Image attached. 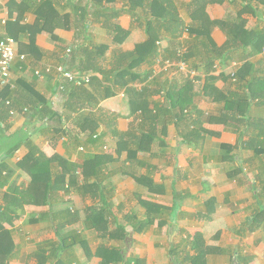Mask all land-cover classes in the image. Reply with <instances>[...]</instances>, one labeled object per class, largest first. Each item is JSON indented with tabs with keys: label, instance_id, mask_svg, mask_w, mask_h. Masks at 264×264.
Returning a JSON list of instances; mask_svg holds the SVG:
<instances>
[{
	"label": "crops",
	"instance_id": "obj_1",
	"mask_svg": "<svg viewBox=\"0 0 264 264\" xmlns=\"http://www.w3.org/2000/svg\"><path fill=\"white\" fill-rule=\"evenodd\" d=\"M192 1L175 0L180 16L188 26H191L193 21H199L202 25H208L209 21H222L228 10H241L231 7V0H228L222 4L208 5L195 13L194 8L189 9ZM101 3L97 0H0V36L7 35L14 39L17 53L26 58L25 61L17 60L14 64V84L19 92L25 86L31 88L40 100L47 102V111L50 110L52 115H56L50 120L47 114L30 120L25 114L28 107L22 108L16 102L15 113L10 119V133L25 131L49 157L53 154L62 156L65 148L70 147L61 143L67 140L68 135L71 141L76 138L80 146L75 144L78 148L74 152L80 151L85 157L78 162H71L80 165L84 164L86 158L109 149L115 162L105 173L108 175L107 185L113 189L111 200L115 203L113 210L117 218L123 207L115 198L117 182L120 180L124 181L123 185H128L129 196L134 202L140 204L141 201H148L171 209L164 217L169 219L166 226H153L147 230L152 233L146 238L149 241L147 250L152 253L150 260L155 262L151 264H160L155 261L157 256L162 258L161 254H156L157 248L165 251L163 264H174L169 253L172 248H178L179 253L174 259L177 261L175 264H178V261L179 264H190L186 257L195 256L194 242L198 235L201 236L203 246H210L214 250L203 264H264V213L260 209L264 207V155L256 157L253 151L245 148V143H249L252 138H257L256 142H264V49L248 60L233 58L227 63L218 62L215 72L210 75L203 72V67L196 66L200 65L197 58L187 64V71L182 72L183 74L177 72L180 64L177 61L170 62V66L165 64L167 60L162 63L159 61L151 66L152 68L142 65L136 72L143 74L151 69L152 76L146 83L136 82L130 86L139 90L149 88L147 93L152 110L155 109L154 114L158 116L157 125H152L155 131H152L154 127L148 123H142L141 111L136 110V105H131L126 88L118 86L115 82L106 83V90L112 91L113 96L104 101L99 100L97 110L91 111V116L85 123L81 121L85 127L95 123L99 125L96 131L99 139L93 141L90 131L82 132L78 125H75L78 113L66 104L68 98L60 89L63 79L59 76L57 68L68 64L65 63V58H68L67 49L79 45L104 46L102 65L105 70H110L111 64L116 63L121 53L135 50L136 46L148 39L144 28L145 19L137 15L143 10L138 9L136 13H124L112 19V23L130 31L126 42L115 43L103 27L104 18L98 13L102 14L100 10L104 5L108 10L128 9L127 3L122 4L121 0H102ZM253 6L252 11H244L240 18H246V30L264 31V1L254 3ZM83 12L86 13L84 20ZM238 14L236 13V17ZM83 25L86 29H83ZM189 39V33H185L180 42L188 46ZM211 39L218 48H223L228 42L227 35L219 27L212 29ZM168 45L167 41L159 42V50ZM235 55L244 56V52L239 49ZM77 61L79 62L80 58ZM78 62L75 64L78 65ZM47 67L54 69L52 74L41 77L36 75L38 70ZM233 72H237L245 80L242 83H234L235 80L231 79ZM97 76L102 79V76ZM187 76L189 80L193 78L194 83L191 89L183 93L182 107H193L200 114L192 110L193 116L183 121L175 118L174 112L165 106V97L153 94V91L183 87L188 83ZM253 80L257 82L251 88L256 98L253 97L249 101L248 117L261 122H245L243 118L246 117L242 115L247 112L240 113V125L226 126L217 122L227 107L226 99L238 92H249L245 88V82ZM104 90L100 88L98 92L97 88H91L90 92L99 98L100 92L104 94ZM1 92L0 88V94ZM81 103L88 101L81 100ZM195 127L201 130L202 134L197 137L189 135L186 138ZM61 128L67 132H62ZM115 131L129 135L126 137V144H121L119 149ZM63 133L66 135H62ZM148 133L155 136L154 140L150 142L147 138L144 148L137 151L138 140L146 138ZM240 139L244 144H240ZM222 145L237 149H222ZM28 153V148L22 145L14 157L7 161L10 169L17 172L15 180L22 179L23 173L15 171L11 165L15 163L16 158L18 162V156L24 159ZM4 159L5 153L1 152L0 162ZM139 176L149 178L154 191L136 183L133 177ZM90 202H97L91 194L87 196V203ZM173 207L177 209L174 212ZM143 214L145 218L146 210ZM22 216L15 225L22 220ZM252 218L257 220L254 229H251L250 225ZM46 224L49 230H53L51 222L46 219L39 221V228L44 229L41 225ZM53 232L56 234L54 230ZM19 258L10 264H24V259Z\"/></svg>",
	"mask_w": 264,
	"mask_h": 264
},
{
	"label": "trees",
	"instance_id": "obj_2",
	"mask_svg": "<svg viewBox=\"0 0 264 264\" xmlns=\"http://www.w3.org/2000/svg\"><path fill=\"white\" fill-rule=\"evenodd\" d=\"M95 1L96 0H93V2ZM97 1L101 3L102 0ZM226 1L228 0H193L189 4V9L194 8L193 10H195L196 13L198 11L200 12L208 5L222 4ZM263 1L264 0H231L229 1L231 4L230 6L235 9L240 8V11L228 10L227 16L222 21H209L208 25H202L199 21H193L191 26H188L181 18L175 0H127L126 7H128V9L124 8L122 10H108L104 5L103 9L100 10L102 14H98L104 18L103 27L108 31V34L115 43L123 44L126 42L130 37V31L124 30L118 24L112 23V19L118 18L124 13H136L138 9L143 10V12L137 13V15L139 14L141 19H145L144 28L148 39L145 43L136 46L135 50L121 53L122 55L116 60V63L111 64L110 70H105L102 65L104 61V46L89 47L79 45L68 48L71 49L70 54L66 51L68 58H65V63L68 62V64H64L60 67L66 68L67 71L85 73L92 76L91 83L88 86L77 87L65 81L62 83L65 86L62 91L68 98L66 104L71 106V108L78 113L77 121L74 122L76 123L75 125H78L82 132L86 133L90 131L92 140L98 141L99 137L98 135L96 136V131L99 125L95 123L89 127H85V124H82L81 121L85 123L89 116H91V111L97 110L96 106L100 103L99 100L104 101L113 96L112 91L108 92V90H106L108 88L105 84L108 82H115L118 86L126 88V94L130 99L131 105H136V110L141 111L142 123L146 122L151 126L153 124L157 125L158 116L154 114L156 110H152L149 95L147 93L149 88L145 87L139 90L135 86H130L131 83L136 82L146 83L153 72L150 69L143 74H138L136 70L142 65H148L152 68L151 66L159 61H161V63L167 60L169 62L177 61L189 64L193 59L197 58L200 65L196 66L203 67V72L210 75L215 72V66L218 62L223 64L229 62V60L233 58L248 60L251 57H255L264 49V31L246 30L245 21L240 17L244 11H252L254 9V3L259 4ZM44 4H49V2H44ZM236 13H239L237 17ZM85 16L86 13L84 14L83 12V20ZM210 27L211 29L219 27L227 35L228 42L223 48H218L212 41ZM83 29H86V26L83 25ZM185 33H189L190 37L187 42L188 46L180 42ZM161 41H167L169 43L168 47L159 50L158 43ZM239 49L243 50L244 56L235 55ZM72 57L74 60H71ZM78 58H80L79 62L77 61ZM77 62L78 65L75 64ZM195 68L198 69L197 67ZM196 69L194 70L196 71ZM97 75L102 76V79L100 80ZM187 78L188 83L186 82L187 84L183 87L176 86L168 89L162 88L157 92L153 91V94L157 93L163 95L165 97V106L169 107L171 112H174L175 118L183 121L186 120L187 117L193 116L192 110L200 114V112L193 107H182L184 102V100L182 101L183 93L191 89L194 83L193 78L190 80L189 76H187ZM212 79L216 80L214 77H212ZM231 79L235 80L234 83H242L243 80H245V78L237 74V72H234V77L231 76ZM14 83L16 82L14 81ZM256 84V80L248 83L245 82V88L251 93L247 91L244 93L238 92L230 98H227L225 112L222 113L217 122L226 126L240 125L241 118L239 117L242 113L247 112L242 115L246 117L245 119L243 118L245 122L260 123L261 120H254L248 117L249 101L253 97L254 99L256 98L251 88ZM91 88H97L98 92L100 88H104L106 91L104 90V94L100 92L99 98H96L94 94L90 92ZM206 90L207 88L204 89L205 92ZM81 100L88 101V103L82 104ZM16 102L21 105L22 108L28 107L25 114L30 120L35 119L39 115L45 116V114L49 116V120L56 116L54 113L52 115L50 110L47 111V102L40 100L35 92L28 86H25L21 92L17 89L16 84L13 90L9 88L2 89L0 94V147L2 146V149H0V153H5V159L0 162V264H10V262L17 260L20 256V246L12 241L10 233H6L4 227L6 225L10 227L14 226L23 215L25 207L35 204L36 206L40 205L48 208L41 213L40 219H36L35 221L39 222L40 220L43 221L46 219L51 222L57 236V241L50 248L51 250L40 249L41 253L36 255L37 258L47 261L51 259L53 261L52 264H72L77 260V254L75 253L77 246L80 245L88 250L87 247H89V245L87 239L77 230L73 229L74 226L80 223L79 212L74 211L70 207L56 210L54 205L55 198L60 193H69L71 187H77L78 184L71 178L75 176L82 177L83 179L82 185L78 186L77 190L79 191L81 189L86 191L87 187V192L97 200L96 203L85 210V225L88 230L97 233L98 237L115 241H125L132 232L144 233L153 226L163 228L167 225L169 219L164 217L171 209L148 201L140 202L147 213L145 218H140L137 215H128L125 217V224L119 223L116 213L113 210L115 208V203L111 200L113 189L107 185L108 175L105 173V171L109 169V166L115 162L113 155L103 151L99 155H92L86 158L82 165L69 160H63L64 163L62 167V164H59L60 162L56 157H49L39 145L32 141L25 131L21 130L14 134L10 133V119L13 113H15L17 107L15 104ZM92 102H94V105H92ZM75 105L78 106L74 108L73 106ZM228 113L234 114L229 115ZM199 116L200 115H198V117ZM59 119H61V117H59ZM199 123L202 124L201 122ZM49 125L50 123L48 126ZM60 130H62V132H67L66 129L61 128ZM152 131H155V127ZM262 133H264V131ZM198 134H202V132L195 127L190 134L185 137L188 138L189 135L190 137H197ZM147 135L146 138L138 140L137 151H141L144 148L147 138L150 142L154 140L155 136L151 133ZM114 136L118 142L119 149L121 144H126L125 141L128 140L126 137L129 135L115 131ZM256 139L257 138H252L249 140V143H245V148L253 151L256 157H260L264 155V142H256ZM72 140L75 144L80 146L78 139L72 138ZM241 143L244 144L242 139H240V144ZM22 145L28 148L29 153L23 159L22 163L18 164V167L31 176V185L29 189L25 190H21L16 181H12L14 172L7 163L10 158L14 157ZM221 148L230 151L237 149L236 147L228 145H222ZM58 165L62 168H58ZM133 179H135L136 183L139 185L147 187L150 191H154L153 186L148 181L149 178L139 176L133 177ZM5 187H8V189L4 192L3 189ZM33 201H36L35 204ZM260 209L262 213H264V207H260ZM176 210V207H173L172 212ZM251 221V229H254L257 225V220L256 218H252ZM112 222L114 223L113 228L111 226ZM129 228H131L132 231H130ZM194 243L195 256H188L186 257L187 260H185L190 264H203L206 257L212 254L214 250L210 246H203L201 236L199 235L196 236V241ZM124 251L125 250L121 248H108L102 245L98 247L94 254L89 252V256L100 258L102 264H144L143 260L133 259ZM47 253H49V256H47ZM169 253L174 264L177 263L174 259L179 255L178 248H172ZM179 263L178 261V264Z\"/></svg>",
	"mask_w": 264,
	"mask_h": 264
},
{
	"label": "rangeland",
	"instance_id": "obj_3",
	"mask_svg": "<svg viewBox=\"0 0 264 264\" xmlns=\"http://www.w3.org/2000/svg\"><path fill=\"white\" fill-rule=\"evenodd\" d=\"M121 3H127V0H121ZM246 15H244V18ZM246 19V18H245ZM244 19V20H245ZM247 21L245 23V28L248 26ZM211 32L212 29L210 28ZM220 39L219 37H217ZM104 62V61H103ZM102 62V63H103ZM167 61L165 62V64ZM179 64V63H178ZM187 68V66H186ZM192 71V70H191ZM178 74H183L182 69L177 70ZM193 74V71L191 72ZM234 73V72H233ZM191 77V76H190ZM234 77V74L233 76ZM234 79V78H233ZM62 135H66L63 133ZM66 141H61L63 146L70 145V147L65 148V152L63 155H55L54 157L60 162L59 164H62L63 167V160H69L78 162L80 159L84 158L85 156H82V152L77 151L74 152L75 149L78 148V146L75 145L74 141L69 140L66 138ZM69 141V142H67ZM72 143V145H71ZM80 150V149H79ZM110 150H105L104 152H109ZM52 156V157H53ZM19 160L17 162V158L15 160V163L11 165V167L19 172L23 173L22 179L15 180V173L12 181H16L18 187H20L21 190L29 189L31 185V176L23 170H20L18 167L19 163H22L23 159H21L20 156H18ZM61 159V160H60ZM58 168L60 165L57 166ZM79 174V173H78ZM78 185L81 186L83 183L82 177L75 176L71 177ZM124 181L120 180L117 182V190L115 192V198L118 200L117 203H122V208L119 214L118 221L121 224H125V216L129 213H134L138 217L143 218V211L145 212L144 208L141 206V204H138L134 202L133 198L129 196V188L128 185H123ZM77 187H71L69 193L66 194H59L54 201L55 209H65V208H72L74 211L79 212L80 216V223L73 227V229L77 230L79 233L82 234V236L87 239L89 247L88 250L86 248L84 249L82 246H77L75 253L77 254V260L72 264H102V260L98 257H90L89 252L94 254L98 247L100 246H106L108 248L117 247L125 250L124 252H127L128 256L135 259H141L143 260L144 264H151L155 263L154 260H150V255L152 254L148 248V236L152 234L151 232L146 231L144 234H137V233H131L130 236L127 237L125 241H115V240H109L108 238H100L98 237L97 233H94L93 231H90L86 228L85 220H86V214L85 210L87 207L93 205L94 202H90V204L87 203V196L90 195V193L83 190H77ZM132 199V200H131ZM123 200V201H122ZM36 201H33L35 204ZM48 208L43 207L40 205H30L26 206L25 210L23 211L22 220L18 222L15 226H8L6 225L4 228L6 230V233H10V238L12 241L16 244L21 246L20 248V258L24 259V264H52L53 261L50 259L47 260H40V258H37L36 255L41 253V250H51L50 248L53 246V244L56 242V234H54L53 230H49V226L41 225L43 228H39V222H36L35 220L39 218L40 212L46 211ZM143 210V211H142ZM117 212V211H116ZM175 225H177L175 223ZM112 228L114 227V223H111ZM130 231H132L131 228H129ZM148 232V233H147ZM41 249V250H40ZM163 249L157 248L156 254H161L162 258L160 256H157L155 261L160 262V264H163L162 260H165L166 254ZM40 251V252H39ZM161 251V252H160Z\"/></svg>",
	"mask_w": 264,
	"mask_h": 264
},
{
	"label": "built area",
	"instance_id": "obj_4",
	"mask_svg": "<svg viewBox=\"0 0 264 264\" xmlns=\"http://www.w3.org/2000/svg\"><path fill=\"white\" fill-rule=\"evenodd\" d=\"M71 49L67 50L70 54ZM17 59L22 61L25 60L24 56H19L16 50V42L14 39L7 35L0 36V88L14 89V78H13V67ZM170 62L166 63V66H170ZM187 64L181 62L179 64V69L183 71L186 70ZM54 69L52 67H47L44 70H38L36 75L41 77L43 75L52 74ZM59 76L63 79V82L71 83L77 87L88 86L91 83L92 76L90 74L78 73L73 71H67L64 67L57 68ZM65 86L62 84L60 86L61 90H64Z\"/></svg>",
	"mask_w": 264,
	"mask_h": 264
}]
</instances>
